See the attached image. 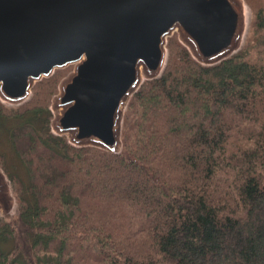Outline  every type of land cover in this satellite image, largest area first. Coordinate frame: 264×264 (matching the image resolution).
Returning a JSON list of instances; mask_svg holds the SVG:
<instances>
[{"label":"trees","instance_id":"trees-1","mask_svg":"<svg viewBox=\"0 0 264 264\" xmlns=\"http://www.w3.org/2000/svg\"><path fill=\"white\" fill-rule=\"evenodd\" d=\"M249 2L244 44L217 64L169 37L119 153L52 131L63 68L24 104L0 100L19 163L0 153L18 202L0 217V264H264V0Z\"/></svg>","mask_w":264,"mask_h":264},{"label":"water","instance_id":"water-1","mask_svg":"<svg viewBox=\"0 0 264 264\" xmlns=\"http://www.w3.org/2000/svg\"><path fill=\"white\" fill-rule=\"evenodd\" d=\"M246 27L244 0H0V97L22 104L37 81L72 65L53 98V131L119 153L127 104L163 72L169 36L214 65ZM14 205L0 168V210Z\"/></svg>","mask_w":264,"mask_h":264},{"label":"rangeland","instance_id":"rangeland-1","mask_svg":"<svg viewBox=\"0 0 264 264\" xmlns=\"http://www.w3.org/2000/svg\"><path fill=\"white\" fill-rule=\"evenodd\" d=\"M251 1V0H250ZM244 3H245V11H246V17H247V27H246V31H245V37H244V39H243V42H242V44H241V46L235 51V53L237 52V51H239V49L242 47V45L244 44V42H245V39H246V36H247V34H248V30H249V27H250V22H251V19H252V9H251V7H250V5H249V0H244ZM176 34V36H177V39L183 44V45H185L181 40H180V38H179V36H178V34L177 33H174L173 35H171V36H169V37H174V35ZM175 36V37H176ZM169 37H168V39H169ZM167 42H168V40H167ZM186 46V45H185ZM187 47V46H186ZM187 49L189 50V48L187 47ZM167 51H168V48H167ZM190 51V50H189ZM190 53H191V51H190ZM235 53H233V54H235ZM192 54V53H191ZM167 58H168V56H167ZM195 58V57H194ZM167 63V62H166ZM166 66V65H165ZM69 68V69H68ZM72 68H73V66L70 68V67H64L63 69H64V71H62V73H64V75L63 76H61V78L59 79V86H60V82H61V80L64 78V77H66L67 75H68V73L72 70ZM165 68V67H164ZM58 69H62V68H58ZM56 70V69H55ZM55 70H54V72H55ZM52 73V74H55V73ZM51 74V75H52ZM43 79V78H42ZM145 80H149V79H145ZM144 80V81H145ZM40 81V80H39ZM143 81V82H144ZM38 82V81H37ZM36 82V83H37ZM35 83V84H36ZM142 85V84H141ZM140 85V86H141ZM35 86V85H34ZM34 88V87H33ZM33 88H32V93H31V95H30V97H29V99L27 100V101H29L30 99H31V97H32V95H33ZM140 88V87H139ZM138 88V89H139ZM58 92H59V87H58ZM57 92V93H58ZM56 93V94H57ZM136 93V92H135ZM55 94V95H56ZM54 95V96H55ZM54 96L52 97V101H51V106H50V108H51V110H52V114H53V117H54V111H57V110H54V108H53V98H54ZM131 99V98H130ZM0 100L5 104V105H7L8 107H17V106H19V105H22V104H24L25 102H27V101H25L24 103H22V104H19V105H17V104H11L10 102H7V101H5V100H3L1 97H0ZM130 101V100H129ZM129 103V102H128ZM128 105V104H127ZM126 109H127V107H126ZM126 109H125V111H126ZM54 110V111H53ZM124 115H125V112H124ZM53 119V118H52ZM52 121V120H51ZM123 122H124V118H123ZM51 128H52V131H53V127H52V124H51ZM122 128H123V126H122ZM54 132V131H53ZM55 133V132H54ZM57 134V133H56ZM66 136V135H65ZM67 137V136H66ZM67 139H68V137H67ZM70 142V141H69ZM122 143H123V140H122ZM12 143H11V140H10V138L8 137V135L7 134H5L4 132H1L0 131V153H3L4 154V156H3V159H4V161H5V163H8V165L9 166H11L12 164H17V165H19V163H18V160H17V157H16V154H15V150L13 149V145H11ZM86 146H89V145H86ZM91 146V145H90ZM122 148H123V146H122ZM2 156V155H1ZM1 156H0V159H1ZM4 163V162H3ZM4 163V164H5ZM18 167V166H17ZM0 168L3 170V172H4V174H5V176H6V178H7V180L9 181V183H10V186H11V190H12V193H13V195H14V197H15V205H14V207L12 208V210L10 211V212H8V213H4L3 211H1L0 210V217H2V218H7V219H9V218H12V217H14L16 214H17V212H18V202H17V198H16V193H15V191H13V189H12V183H11V181H10V179H9V177L7 176V174H6V172L4 171V169H3V167L2 166H0ZM138 179H140L139 177H137Z\"/></svg>","mask_w":264,"mask_h":264}]
</instances>
